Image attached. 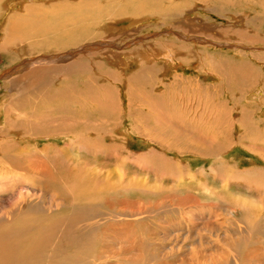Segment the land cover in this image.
<instances>
[{"label":"rangeland","instance_id":"obj_1","mask_svg":"<svg viewBox=\"0 0 264 264\" xmlns=\"http://www.w3.org/2000/svg\"><path fill=\"white\" fill-rule=\"evenodd\" d=\"M23 1L0 2V126H8L18 147L33 160L38 158L46 163L49 171L53 168L54 173L50 171L49 176L37 178L26 174L20 165L13 172L4 171L0 174V207H7L15 188L34 186L44 191L46 198L62 203L59 216H68L70 210L62 202L61 194L68 199L72 195L69 197V193L60 190H66L64 184L69 176L77 178L72 170L77 168L80 173L87 165L90 169L101 164L112 169L124 168L120 162L114 165L109 160L112 150L119 147L120 158L126 161L124 172L131 180L148 183L149 193L141 190L118 196L101 193L110 199L108 202L101 194H94L97 190H88L86 195L90 199L84 208L91 213L86 223L90 232L83 248L70 254V264H227L230 261L237 264L245 253H249V264H264V220L241 219L240 215L231 218L227 214V209L238 207V201L248 199V195L238 187L223 191L221 184L214 182L213 175L209 174L213 160H183V173L190 172L195 178L192 181L184 176L182 183H173L170 177L174 174L170 169L166 178L155 179L154 170L146 173L138 167L154 168L156 158H161L159 165L176 162L174 156L179 153L178 149L184 142L193 140L190 132L179 131L183 126L187 131L196 128L198 137L200 130H217L221 124L229 125L225 130H232V141L241 143L245 138L242 148H251L248 143L256 140L264 145L262 113L246 103L249 98H245L248 91H264L263 86L260 88L264 83V0ZM79 1L88 2L94 6L92 9H100L92 16L98 28L89 29L88 38L78 36L76 43L66 44L62 32L55 33L50 27L43 34L19 32L15 43L3 44L7 34L9 39L12 37L9 31L3 32L10 15L29 18L28 21L42 20L46 16L42 9L51 3L75 6ZM183 21L194 23L197 28L199 25L201 29L188 32ZM133 23L138 24L132 26ZM204 29L208 34L203 33ZM181 44L187 47L184 49ZM83 47L92 49L83 53ZM72 52L77 56L74 53L65 58ZM141 53L149 54L150 61L135 67L125 66V57H138ZM63 55L66 63L61 65L63 60L57 59ZM80 57L88 64L84 70L56 75L43 90L26 96L9 90L7 83L22 79L26 70H20L28 66L35 70L37 66L38 69L65 68ZM151 65L154 66L152 76L146 77V69ZM177 65L190 69L183 71ZM225 73L230 75L228 79L222 76ZM19 97L21 102L16 101ZM157 102L163 103L166 118L162 115V120L155 119ZM242 111L249 114L245 121L241 119ZM55 136L65 138L43 140ZM84 138L98 141L91 146ZM70 144H74L73 150L64 151ZM46 148L50 150L43 153ZM233 149H221L218 154L228 151L226 164L249 172V160L255 158L240 146ZM142 156L143 161L135 166L133 157ZM62 168L64 177L59 176ZM158 169L162 176L167 173L164 167ZM201 169L205 170L204 177L197 173ZM200 182L208 190L200 187ZM174 199L182 200L181 204L171 206L168 202ZM42 200L39 205L25 201L19 211L47 205V199ZM117 200H122L123 205L111 204ZM222 204L225 207L221 209ZM238 228L247 232L249 243L253 242V247L243 253L230 251L239 244ZM221 230H224L222 237ZM169 249L173 250L171 254Z\"/></svg>","mask_w":264,"mask_h":264},{"label":"bare ground","instance_id":"obj_2","mask_svg":"<svg viewBox=\"0 0 264 264\" xmlns=\"http://www.w3.org/2000/svg\"><path fill=\"white\" fill-rule=\"evenodd\" d=\"M1 1L2 0H0V2ZM19 1L22 2L23 0H19ZM42 1L46 2L49 0H42ZM92 7L94 6L89 5L88 2L84 3L83 1H81L75 6H71L68 3H55V4L51 3V5L42 9L44 10L42 12H44L45 15L47 16V17L45 16L44 18H42V20L40 19V20L28 21L29 18H25V17L22 18V16L20 18V16L18 17L17 15L12 14L9 17L10 20H9L8 26L6 27V29L3 30L4 33L6 31H9L12 34V37L11 39H9L10 34H7L8 37L7 39H4L5 41H3V44L7 46L8 44L10 45L11 43H15L17 41L16 34H19V32L21 34H24L23 32H25V34L32 33V32L37 33V34L38 33L43 34V33L49 32L50 27L54 30L55 33H57L58 31L62 32V35H63L62 39L65 40L64 37H66V42H65L66 44L67 43L71 44L74 42L76 43L78 40V36L83 37L85 35L88 38L89 29L91 28L93 29L94 27L98 28L97 23L95 22V19L92 20V16L93 14H97V12L100 9L98 8L92 9ZM182 23L186 27V30L188 32L190 31V32L195 33L198 31V29H201V26H199L198 24H197L198 25V28H197V26L194 25V23H188L184 21ZM137 24L138 23H133L132 26L134 25L136 26ZM203 33L206 35L207 30L204 29ZM229 34L230 33H228V35ZM185 40H188V39H185ZM185 45H182V46H185ZM218 45L223 46V44H219V43ZM1 46L3 47V45ZM186 47L187 46H185L184 49ZM83 48L84 49L81 50V52L83 53L90 51L92 49L91 47H83ZM178 49L177 51L180 52L181 50H178ZM74 53L73 52L68 53L65 56V58L68 56H73ZM148 55L149 54L147 53H143V54L141 53V55L138 57H132V56L125 57L123 63H125L126 67H131L136 64L140 65L141 62L147 63V61H150V59H148ZM75 56H77V53H75ZM114 57H117V56L115 55ZM159 58L160 57H158L157 59ZM63 59H64V55L63 57L61 56L57 60L62 61ZM161 59L166 60L167 58L164 59L162 56ZM73 60L74 59H72V61ZM56 62L57 61H55V63ZM166 62L167 64L171 66V64L167 60ZM65 63L66 62H64V60L62 64L60 62L61 65ZM86 64L84 63V59L82 58L80 60L78 59V61L73 62L72 64L68 65L65 68L38 69V66H37V70H35V69H29L32 67L27 65L28 68L26 67L25 69L20 70V72H23L26 70L25 74L22 75L23 76L22 79L10 80L9 83L7 84L10 85L9 90L11 92L19 93L20 96H24V95L26 96L27 93L33 94L39 90H43L46 87H48L52 82L51 78L55 77L56 75H63L64 73L68 71L72 72L75 70L77 71L84 70L85 66L88 65ZM262 64L264 66V63ZM51 65H55V64H50L49 66ZM56 65H59V63ZM153 67L154 66L151 65L146 69V77L148 75L152 76V73L154 71ZM177 67L182 69L183 71L190 69L189 67L188 68L179 67V65H177ZM161 69L162 68H160L159 70L160 72H161ZM209 76L214 77L213 75H209ZM222 76L225 79H228L230 75L225 73ZM259 76H262L261 73L259 74ZM262 86L264 90L263 82L260 84V88H262ZM79 92H78V95H79ZM245 94H247L245 98L246 97L249 98L248 102L246 103L250 105H254V107H256L258 111H260V113H262V116L264 118V91L258 89L255 92L248 91ZM21 99L22 98L19 97V99H17L16 101L21 102L22 101ZM162 104L161 102H157V104L154 105L155 112L154 111L153 112H154V115H157L155 119L162 120L161 118L164 112L162 109ZM0 113L2 114V112ZM1 114H0V117L2 116ZM242 114L244 115L242 116L241 119L245 121L249 114L248 112H244V111H242ZM8 117L7 118L10 121L11 120L10 116ZM182 120H181V123H182ZM0 121H1V118H0ZM9 121L6 120L5 122H9ZM171 122H174V121H171ZM11 124H12V121L10 125ZM7 127L6 125L2 126V124L0 126V174L4 173V171L5 173L6 172L8 173V172H13L17 170L18 169L17 165H20L21 166L20 169L22 168L26 174H29V175L31 174L37 178H44V175L46 176L50 171L51 173H54L52 165H51L52 170L49 171V168L46 169L45 167L46 163L39 161L38 158H34L35 160L34 161L32 156L29 155L28 152H25L23 151V149L18 147L19 144L16 143L14 139L12 138L13 137L11 135L12 130L11 129L8 130ZM227 127H229V125L222 126L221 124V126H219L217 130H214V129L213 130L204 129L203 131L200 130V132L202 133L198 137L196 136V134L198 133L197 130H195L196 128L195 129L188 128V131H187L184 128V126L180 127L179 131L182 132L183 134L190 132L191 139L193 140H191V142L188 141V142L183 143L181 148L178 149L179 153H177V156H174L176 158V162L174 163L172 162L173 164L164 165L163 163V165H159L161 164L160 162L161 158H156L158 161L154 163L155 159L153 160L154 168L150 166L145 168V167H140L137 165L138 162L143 161V156L133 157V160L132 159L131 160L133 162L135 161V166H138L141 170L145 171L146 173L154 170L153 177L155 179H158L161 177L163 179L166 178L168 174V170L170 169L171 172L174 174L172 177H170L172 178L171 180L173 181V183H179V182L182 183L184 180V176L192 181L194 180L195 175L191 174L190 172L183 173V169L185 167L183 166L185 164L184 162L188 161L190 158L194 159V161L198 159L213 160V164L209 167V174L213 175V181L219 182L221 184V188L223 191H228L234 187H238L239 191H241L245 195H248V199H243V200L238 201V205H239L238 207H234L232 210L227 209L226 210L227 214L231 218H236V215H240L241 219L245 217H248V218L255 217L256 220H264V145L262 144V142H259V141L257 142L256 140V141H251L250 144L248 143L249 147L251 148L249 149L242 148L244 146L243 139L245 138L243 137V139H241L242 140L241 143L232 141L230 138V132L232 130L230 132H227L225 130ZM233 129H235V127ZM123 131L124 130L121 131L122 135L124 134ZM129 136L131 139L132 136L128 135L127 137L129 138ZM252 136L254 135L252 134ZM63 138L65 137L55 136V137H47L43 140L63 141ZM84 139L86 140L88 145H91V146H94L98 141V140H92V139L89 140L87 138H84ZM183 141H185V139H183ZM147 144H148L147 145L148 148L151 147L149 143ZM236 146H240V148L243 149V152L249 153L250 156L255 158V160L253 159L249 160V163H251L250 166L248 167L249 172L239 170L237 167H234L231 165H227L226 163H229L227 160V156H228L227 154H229L228 151L218 154V152L221 149L234 150L233 148ZM73 148H74V144H70V146L67 149L64 148L65 149L64 151L68 152L70 150L69 152H71ZM120 149L121 148L119 147L114 148L112 150L113 155H111L112 159H109V160H113L114 165L117 162H120L125 168L124 165L126 164V161L123 158H120ZM49 150L50 149L46 148L44 149L45 152L43 153H46ZM88 151H91V150L89 149ZM160 156L161 155H159V157ZM46 160H48V158ZM255 162H259L260 165H256ZM22 163H26L27 165L26 164L22 165ZM70 163L73 164V162H70ZM215 163H219V165ZM236 165L238 166L239 164H236ZM88 166L89 165H87L86 167H83V169L79 171L80 173H78L77 168L73 169L71 167L70 169H73L72 174L77 175V178L72 177L71 175L69 176L67 180V178L65 177V179L67 180L66 184L63 183L64 180L62 182V178H61L65 174L63 173L64 168H62L61 172H59L60 173L59 176L61 175L60 181L64 184L65 186L64 189H66V190H60V192L62 191V193H69V197H71L72 195V199H68L65 194H61L62 202L66 203L67 208L70 210V214L68 216L67 215H65L64 217L63 215L59 216L62 203H60L58 200L53 199V198H49V197L46 198V194L44 191L38 190L34 186H27V187L21 186V187L15 188L16 190L13 192V194H11V196L7 200V207H2V206L0 207V264H70V259H71L70 254H75V250L79 251L83 248L87 240V236L90 232L88 229L89 227L86 223L91 213H90V210L84 208V207H87L86 204L84 203H89V199H90L88 198L90 195H86V192L88 190H97L94 194H101L104 192V193H111L116 196H118L119 194L124 195L128 193H132L133 190H141L145 193H149V189L147 188L148 183L144 185V184H141L138 180H131L130 177L124 172L125 171L124 168L112 169V167L110 166L101 164L98 166H92L90 169H88L89 168ZM160 167H164L166 170L168 169L167 173L166 174L164 173L163 176L161 174H158L157 172V171H160V169H158ZM98 168L99 170H103V172L99 171ZM197 173H200L201 176L204 177L205 170L201 169ZM86 185H90L89 188H85ZM199 186L205 190H208V187L203 182H200ZM102 196L105 197L104 195ZM105 198L108 200V202L110 201L109 198L107 197ZM42 199H47V205L32 207V208L27 209L26 211H19L20 205L23 204L25 201L31 202L33 205H39V203L43 201ZM181 201L182 200L180 199H174V200H169L168 203L171 206H179L181 204ZM111 204L120 206V205H123V202L122 200H117V201L111 202ZM224 207H225V204H222L221 209ZM245 208H248V209H245ZM241 219L240 221L243 222L244 220H241ZM236 232L238 233V236H239V244L237 247L232 248L230 251L241 250V252L243 253L253 247L252 246L253 242L249 243V239L246 236L247 232H245V230H241L238 228L236 229ZM220 233H221L220 237H222V235L224 234V230H221ZM220 237H217V238H220ZM75 245H77L76 248H75ZM172 252L173 250L169 249L168 254H171ZM232 254H234V252ZM245 254L246 255H242L241 260L237 264H249L250 263L249 256L247 255L249 253H245ZM227 264H235V263L234 261H230Z\"/></svg>","mask_w":264,"mask_h":264}]
</instances>
